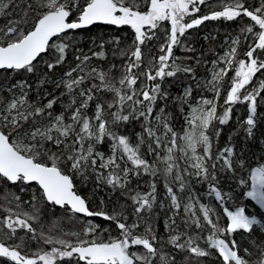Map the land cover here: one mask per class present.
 <instances>
[{
  "label": "snow or ice",
  "instance_id": "1",
  "mask_svg": "<svg viewBox=\"0 0 264 264\" xmlns=\"http://www.w3.org/2000/svg\"><path fill=\"white\" fill-rule=\"evenodd\" d=\"M218 4L220 10L209 0H0L3 73L35 74L41 62L52 71L66 61L76 39L72 34L95 24L127 26L133 32L128 48L118 50L124 62L108 70L91 64L93 57L106 59L104 51H93L90 56L77 49L78 63L65 73L67 79L56 84L66 89L60 97L45 93V97L52 96L47 103L43 98L32 102L26 90L31 86L24 80L10 84L9 95L0 94V199L5 201L0 204L5 213L0 217V264H156L157 259L160 264H177L175 255L159 251V237L151 223L161 177L173 213L165 225L170 232L167 243L173 252L181 253L183 264H194L193 258L200 260L213 252L222 264H264V241L241 249L236 239H230L237 232L259 230L264 235V157L252 167L242 158L234 159L233 146L214 147L222 131L218 125L228 124L237 103L247 106L244 124L249 137L256 127L259 102L264 101V79H260L264 77V0H218ZM202 5L210 11L197 16ZM238 18L249 22L241 24L228 51L213 61L211 79L197 85L212 92V98L202 96L192 106L191 86L177 98L181 109L184 104L190 107L181 135L171 126L166 112L169 94L162 85L181 71L194 76L195 70L177 63L174 48L183 45L181 38L188 30L205 21ZM161 28L164 41L158 53L149 52L146 57L143 49L158 38ZM113 42L119 45L120 40L117 37ZM242 43L247 50L244 58H238ZM99 48H104L103 42ZM45 55L51 59L45 60ZM218 63L222 66L217 70ZM229 72L234 75L229 77ZM226 77L229 87L224 110L218 114ZM65 96L66 101L61 99ZM161 101L164 107H158ZM141 119L142 132L133 144L119 129ZM145 144L147 150L141 152ZM104 145L107 151L101 150ZM237 169L242 173L240 186H249L250 181V190L238 196L254 202L256 213L248 212L243 204L234 209L226 205L234 197L220 188L219 173L235 174ZM145 175L152 179L148 190L142 191L138 178ZM77 178L83 183L94 179L98 188L118 191L131 201V214H126L124 205L112 213L91 210L78 193ZM133 178H137L135 188ZM193 179L206 184L208 195H214L227 219L225 226L220 225L212 205L200 202ZM10 185L20 192L37 187L30 200L24 201ZM24 204H31L33 211H24ZM57 207L72 217H102L113 222L118 233L105 238L99 225L92 223L79 232L56 235L51 229L46 233L43 226L38 230L35 223L49 208ZM182 207L184 229L179 230ZM206 228L210 231L204 235ZM33 243L38 245L34 250Z\"/></svg>",
  "mask_w": 264,
  "mask_h": 264
},
{
  "label": "trees",
  "instance_id": "2",
  "mask_svg": "<svg viewBox=\"0 0 264 264\" xmlns=\"http://www.w3.org/2000/svg\"><path fill=\"white\" fill-rule=\"evenodd\" d=\"M251 3L252 0H249ZM209 3L216 9H219L218 0L209 1ZM210 8L207 5L201 6V12L197 16L202 14H208ZM4 20L0 19V25H3ZM243 22H239V25L234 24V22H227L223 20H217L214 22L205 21L199 27L188 30L185 37H182L183 45L177 48H174V56L178 57L177 63L181 67L191 66L194 71V76L192 74L185 73L183 71L177 73L176 76L171 78H166L163 83V88L169 94V100L167 101L166 112L170 114V123L173 129L176 132H179L181 128V105L179 100L180 97L179 87L182 85H193L195 78H200L205 76L206 64L208 65L213 57H216L222 51L224 46V41L230 40L232 37H235L239 34L240 26ZM72 35H75V41H72V47L68 50V55L66 61L58 65L52 71H48L45 64L41 62L38 65V71L35 74H28L24 72L20 73H3L0 71V94L7 96L9 95L6 91L8 85L24 80L31 87L26 89L28 91V97L32 102H39L42 99L43 103H47V99L52 98V96L60 97L62 92H65L66 89L61 86L56 87V84L65 76V73L70 71L73 67L76 66L78 61L75 59L76 55L80 53L77 52V49H81L83 53H86L91 56L93 51H104L106 54V59H99L93 57L91 64L93 66L100 67L104 70H108L113 64L119 66L124 62V59L118 55L119 49H127L131 44L133 39V32L129 27H116L112 25H103L95 24L89 28L77 30ZM119 38V45L115 44L113 41L115 38ZM207 37V39H206ZM164 41V28L158 33V38L152 40L148 43L147 47L143 49L145 55L149 52L156 54L159 50V45ZM104 43V48L100 49L99 45ZM187 48H192L194 51H187ZM247 50V44L242 43L238 48L239 56L238 58H244V53ZM117 54L114 55L113 53ZM188 57L193 59L189 60ZM45 60L51 59L48 55H45ZM199 60V63H197ZM118 75V72L116 73ZM75 75V73H74ZM234 75V72H229L228 76L231 77ZM42 79L47 80V82L41 83ZM264 79V77H260ZM254 83L258 86L259 81L254 80ZM229 87L228 77L225 78L222 95L219 100L221 107L218 108V114H221L224 110V97L226 95V90ZM251 88V86H249ZM17 91V90H16ZM45 93H51L52 96L45 97ZM193 93L196 95L205 96L212 98L213 93L202 88L193 87ZM67 96L61 97L62 100L66 101ZM158 107H164V102L161 101ZM56 112L59 113L61 105H56ZM183 108V107H182ZM233 111L231 114V119L226 125H218L222 129L219 140L214 142V147L217 149H222L225 146L231 145L235 150V157L244 159L247 163L251 164L252 167L258 166L261 157H264V115L262 110L264 108V101L259 102L258 106V117L257 124L253 130V135L249 137L246 132V125L244 121L248 115L247 106L243 103H237L232 106ZM143 120L140 121H131L127 124H124L119 129L120 134L126 135L130 138L133 144L137 143V133L142 132ZM211 131V129L209 130ZM146 135V134H145ZM231 137V141H229ZM147 145L141 146V152H146ZM101 150L107 151V145L102 146ZM149 160L152 159L151 156L147 157ZM242 175L241 171L237 169L236 173H226L220 171L219 173V186L225 193L231 194L234 199L226 200V205L230 209H234L236 206L243 204L248 212L256 213L257 208L253 207L254 202L249 203L246 196H238L242 191L249 190V186L242 187L238 184V179ZM139 179L140 189L142 191L148 190V185L151 182V177L145 175ZM137 178H133L132 187H136ZM78 193L84 197L88 203L89 207L93 211L104 210L106 212L112 213L114 211H120L121 206H126V214H131L132 208L130 207L131 201L126 200L120 193L113 192L107 186L97 187L94 179L83 183L79 178L76 180ZM196 192L199 194L200 202L204 204H210L219 214V223L221 226L227 224L226 217L223 216L222 208L218 206V202L215 201L214 195H208V187L206 184L197 183L195 179L192 181ZM11 191L15 194L21 196L22 200L28 201L32 195V192L36 190L35 185H32L25 192H20L17 186H9ZM157 206L153 209L152 215V225L156 230V233L159 237L158 248L161 253H169L175 255L177 264H183V258L179 251H172V245L167 243L168 237L170 235L169 230L166 228V223L169 222V217L172 216L170 200L166 195L163 178L161 177L157 181ZM3 193H0L2 196ZM238 196V198H236ZM104 203H101V201ZM164 204V207L161 208L158 205L160 203ZM5 201L0 199V204H4ZM37 206L43 207L40 201L35 202ZM14 206V205H12ZM198 209V204H197ZM23 210L32 212L33 208L31 204H24ZM4 211L0 208V217L4 215ZM184 214L182 213L180 217H177L178 223H180V229H184V225L180 222V218ZM71 217V218H70ZM87 219H92L95 225H99L100 231L103 233L104 237L110 234L112 237H115L118 233L115 224L111 221H106L102 217H91L87 218L84 216L77 215L72 217L71 213H65L64 210L60 208H55L54 210L49 208L46 215H42L41 219L35 223V227L39 230L43 226L44 231L47 233L49 229L52 230V234H60L62 232H68L71 226L75 225L76 227H84L85 221ZM215 219V217H214ZM104 229H108L109 232H103ZM143 229H141L142 231ZM194 231V230H190ZM209 229H205L204 235H207ZM231 238H234L238 241L241 249L244 247H249L258 243L259 241H264V235H262L259 230L254 231L252 234L237 232L233 234ZM182 242V241H181ZM201 246L204 247L203 241H200ZM38 247L36 243L31 245V249L34 250ZM255 258V257H254ZM194 264H222L221 259L218 257V254L213 252V255L210 257H205L200 260L193 258ZM156 264H160L157 259Z\"/></svg>",
  "mask_w": 264,
  "mask_h": 264
},
{
  "label": "rangeland",
  "instance_id": "3",
  "mask_svg": "<svg viewBox=\"0 0 264 264\" xmlns=\"http://www.w3.org/2000/svg\"><path fill=\"white\" fill-rule=\"evenodd\" d=\"M230 40H231V39H230ZM230 40H226V41H224V46H223V48H222V51H220V53H219L218 55H216V57H213V59L211 60V62H210L208 65H207V64L205 65V66H206L205 76H204V77H200V78L198 77V78H195V79H194V81H193V85L191 86V87H192V96L188 98V99H189V104H191L192 106H195L196 101H198V100L202 97L201 95L199 96V95H196V94L193 93V87H195V88H201V87H197V85H198V84H199V85H203L206 81H208V80L211 79V73H212V69H213V67H214V65H213V61H217L219 57L223 56V55L225 54V52L228 51L229 44H230ZM221 66H222V64H220V63H218V64L215 65V67L217 68V70H218V68L221 67ZM63 78H64V79H67L66 76H64ZM41 81L47 82V80H45V79H42ZM41 81H40V82H41ZM60 81H61V80H60ZM60 81H59V82H60ZM59 82H58V83H59ZM188 87H189V85H182V86L179 87L180 97L183 95V93L185 92V89L188 88ZM18 92H19V90H17V94H18ZM203 97H205V96H203ZM206 98H208V97H206ZM189 104H184V105H183V108H182V110H181V128L179 129V132H178V133H180L181 135H183V129H186V128H187V124L185 123V120H186L187 114H188L189 111H190ZM262 114L264 115V108H263V110H262ZM146 150H147V149H146ZM161 167H162V166H161ZM249 190H250V186H249ZM178 195L183 196L184 194H182V193H178ZM185 202H187V201H186V197H185V199L182 201V205H183V203H185ZM181 210H182V213H183V207H182ZM89 223L94 224V222L92 221V219H87V220L85 221V225H84V227H86L87 224H89ZM81 229H82V227H76L75 225H73V226L70 227V229L68 230V232H79Z\"/></svg>",
  "mask_w": 264,
  "mask_h": 264
},
{
  "label": "flooded vegetation",
  "instance_id": "4",
  "mask_svg": "<svg viewBox=\"0 0 264 264\" xmlns=\"http://www.w3.org/2000/svg\"><path fill=\"white\" fill-rule=\"evenodd\" d=\"M209 1H212V0H209ZM221 20H223V19H221ZM208 21H210V22H214L213 20H208ZM215 21H217V20H215ZM223 21H226V20H223ZM227 22H234V24H238L239 25V22H243L242 24H245V23H248L249 21H248V19L247 18H243V19H237L236 21H227ZM167 25H165V27H166ZM117 27V26H116ZM125 27H127V26H125ZM199 27V26H198Z\"/></svg>",
  "mask_w": 264,
  "mask_h": 264
},
{
  "label": "water",
  "instance_id": "5",
  "mask_svg": "<svg viewBox=\"0 0 264 264\" xmlns=\"http://www.w3.org/2000/svg\"><path fill=\"white\" fill-rule=\"evenodd\" d=\"M57 208H59V207H57ZM78 215L83 216L82 214H78Z\"/></svg>",
  "mask_w": 264,
  "mask_h": 264
},
{
  "label": "bare ground",
  "instance_id": "6",
  "mask_svg": "<svg viewBox=\"0 0 264 264\" xmlns=\"http://www.w3.org/2000/svg\"><path fill=\"white\" fill-rule=\"evenodd\" d=\"M9 86V85H8ZM80 216V215H79ZM85 217V216H84ZM87 218H91V217H87Z\"/></svg>",
  "mask_w": 264,
  "mask_h": 264
}]
</instances>
